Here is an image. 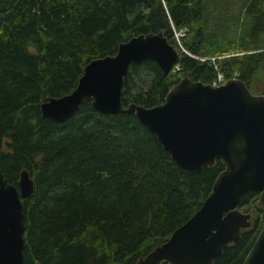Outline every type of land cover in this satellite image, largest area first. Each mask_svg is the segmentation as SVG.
I'll list each match as a JSON object with an SVG mask.
<instances>
[{
    "label": "trees",
    "instance_id": "obj_1",
    "mask_svg": "<svg viewBox=\"0 0 264 264\" xmlns=\"http://www.w3.org/2000/svg\"><path fill=\"white\" fill-rule=\"evenodd\" d=\"M208 0H0V173L32 194L23 206L22 264H135L184 223L222 171L219 161L188 175L131 114L101 115L84 100L62 124L39 104L69 93L92 59L131 36L161 32L178 54L163 76L150 61L129 65L122 106L160 104L178 80L242 81L259 89L264 0H247L235 38L210 30ZM179 34L178 38L174 35ZM245 206L249 228L212 264H241L263 214ZM157 264H167L159 262Z\"/></svg>",
    "mask_w": 264,
    "mask_h": 264
},
{
    "label": "water",
    "instance_id": "obj_2",
    "mask_svg": "<svg viewBox=\"0 0 264 264\" xmlns=\"http://www.w3.org/2000/svg\"><path fill=\"white\" fill-rule=\"evenodd\" d=\"M177 59L161 32L131 36L112 55L86 63L69 93L44 99L39 115L62 124L86 100L101 115H133L188 175L211 168L215 161L222 165L194 213L135 264H212L249 228L250 216L242 208L254 197L263 220L241 264H264V95H252L235 78L213 87L184 76L156 106L121 104L129 65L150 61L165 76ZM31 194L32 181L25 171L20 172L16 187L0 173V264L23 262L20 198Z\"/></svg>",
    "mask_w": 264,
    "mask_h": 264
},
{
    "label": "rangeland",
    "instance_id": "obj_3",
    "mask_svg": "<svg viewBox=\"0 0 264 264\" xmlns=\"http://www.w3.org/2000/svg\"><path fill=\"white\" fill-rule=\"evenodd\" d=\"M216 1L218 3L216 10L209 13L208 27L212 31L218 30L223 38H235L239 31L240 22L243 21V5L247 0H208ZM178 38V34L174 35ZM257 82L264 81V64L256 73ZM252 95H260L259 89H252L249 91Z\"/></svg>",
    "mask_w": 264,
    "mask_h": 264
},
{
    "label": "built area",
    "instance_id": "obj_4",
    "mask_svg": "<svg viewBox=\"0 0 264 264\" xmlns=\"http://www.w3.org/2000/svg\"><path fill=\"white\" fill-rule=\"evenodd\" d=\"M178 35H179V34H178ZM177 70H178V68L174 65V66H172V68H171L170 71L175 72V71H177ZM224 81H225V80H223L222 76H221L220 74H217L216 77H215V80L213 81V83H212L211 86H213V87L219 86V85L223 84Z\"/></svg>",
    "mask_w": 264,
    "mask_h": 264
},
{
    "label": "flooded vegetation",
    "instance_id": "obj_5",
    "mask_svg": "<svg viewBox=\"0 0 264 264\" xmlns=\"http://www.w3.org/2000/svg\"><path fill=\"white\" fill-rule=\"evenodd\" d=\"M225 82V81H224ZM255 199H256V197H255ZM256 201V200H255ZM244 208H245V206H244ZM244 208H242L243 210H244ZM248 213V212H247ZM249 214V213H248ZM262 214V213H261ZM249 216H250V220H251V215L249 214Z\"/></svg>",
    "mask_w": 264,
    "mask_h": 264
}]
</instances>
